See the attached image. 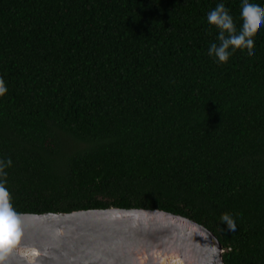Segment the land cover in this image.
I'll return each instance as SVG.
<instances>
[{
	"label": "trees",
	"instance_id": "obj_1",
	"mask_svg": "<svg viewBox=\"0 0 264 264\" xmlns=\"http://www.w3.org/2000/svg\"><path fill=\"white\" fill-rule=\"evenodd\" d=\"M220 3L239 31L243 0H0V216L159 210L264 264V26L219 63Z\"/></svg>",
	"mask_w": 264,
	"mask_h": 264
},
{
	"label": "water",
	"instance_id": "obj_2",
	"mask_svg": "<svg viewBox=\"0 0 264 264\" xmlns=\"http://www.w3.org/2000/svg\"><path fill=\"white\" fill-rule=\"evenodd\" d=\"M215 235L159 210L0 216V264H223Z\"/></svg>",
	"mask_w": 264,
	"mask_h": 264
},
{
	"label": "clouds",
	"instance_id": "obj_3",
	"mask_svg": "<svg viewBox=\"0 0 264 264\" xmlns=\"http://www.w3.org/2000/svg\"><path fill=\"white\" fill-rule=\"evenodd\" d=\"M242 27L237 31L234 20L223 3L218 4L215 9L207 15V21L211 27L218 30L219 43H213L209 48V56L214 57L219 63L228 62L231 55L237 51H246L249 56L254 54V36L264 26V7L243 0L241 11ZM7 92L4 80L0 78V97ZM11 165V160L0 161V177L6 178L5 168ZM8 192L0 183V213L8 214ZM228 220L229 225L234 228L233 221Z\"/></svg>",
	"mask_w": 264,
	"mask_h": 264
},
{
	"label": "snow or ice",
	"instance_id": "obj_4",
	"mask_svg": "<svg viewBox=\"0 0 264 264\" xmlns=\"http://www.w3.org/2000/svg\"><path fill=\"white\" fill-rule=\"evenodd\" d=\"M3 213H0V215H2Z\"/></svg>",
	"mask_w": 264,
	"mask_h": 264
}]
</instances>
